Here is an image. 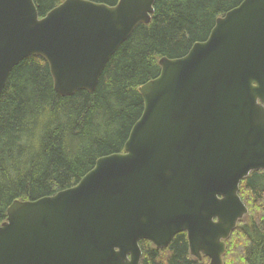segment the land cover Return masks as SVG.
<instances>
[{"label": "water", "instance_id": "1", "mask_svg": "<svg viewBox=\"0 0 264 264\" xmlns=\"http://www.w3.org/2000/svg\"><path fill=\"white\" fill-rule=\"evenodd\" d=\"M156 2L65 0L41 17L34 0H0V96L32 56L63 97L94 93ZM160 65L139 88L144 112L123 152L99 158L72 188L10 205L0 264H141L142 240L161 250L180 233L193 258L224 264L249 214L241 183L264 171V0H245L206 41Z\"/></svg>", "mask_w": 264, "mask_h": 264}, {"label": "trees", "instance_id": "2", "mask_svg": "<svg viewBox=\"0 0 264 264\" xmlns=\"http://www.w3.org/2000/svg\"><path fill=\"white\" fill-rule=\"evenodd\" d=\"M65 0H34L41 17ZM109 6L119 0H90ZM245 0H157L108 62L94 93L63 97L48 63L29 57L10 73L0 96V226L16 201L53 196L79 184L96 161L123 152L144 112L139 88L161 74L162 58L185 57L206 41L218 18ZM249 214L226 241L224 264H264V171L240 186ZM141 264H210L190 254L186 233L158 250L142 240Z\"/></svg>", "mask_w": 264, "mask_h": 264}]
</instances>
